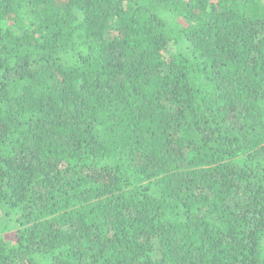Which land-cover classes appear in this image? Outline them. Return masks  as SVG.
I'll use <instances>...</instances> for the list:
<instances>
[{
    "label": "trees",
    "instance_id": "obj_1",
    "mask_svg": "<svg viewBox=\"0 0 264 264\" xmlns=\"http://www.w3.org/2000/svg\"><path fill=\"white\" fill-rule=\"evenodd\" d=\"M12 230L0 264H264V0H0Z\"/></svg>",
    "mask_w": 264,
    "mask_h": 264
},
{
    "label": "rangeland",
    "instance_id": "obj_2",
    "mask_svg": "<svg viewBox=\"0 0 264 264\" xmlns=\"http://www.w3.org/2000/svg\"><path fill=\"white\" fill-rule=\"evenodd\" d=\"M5 226H7V227H12V226H15V223L12 221V222L9 223V224H5ZM14 234H15V230H12V231H6V232H4V233L0 234V236H5V237H6V240H7L8 242L13 243V242L15 241V236H14Z\"/></svg>",
    "mask_w": 264,
    "mask_h": 264
}]
</instances>
